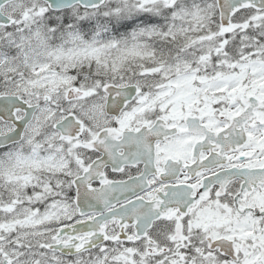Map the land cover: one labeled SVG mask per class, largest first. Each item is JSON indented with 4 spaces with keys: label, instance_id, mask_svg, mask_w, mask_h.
<instances>
[{
    "label": "snow or ice",
    "instance_id": "1",
    "mask_svg": "<svg viewBox=\"0 0 264 264\" xmlns=\"http://www.w3.org/2000/svg\"><path fill=\"white\" fill-rule=\"evenodd\" d=\"M0 264H264V0H0Z\"/></svg>",
    "mask_w": 264,
    "mask_h": 264
}]
</instances>
